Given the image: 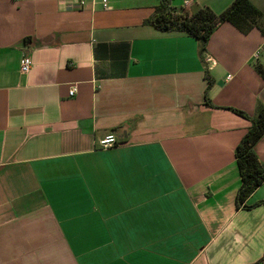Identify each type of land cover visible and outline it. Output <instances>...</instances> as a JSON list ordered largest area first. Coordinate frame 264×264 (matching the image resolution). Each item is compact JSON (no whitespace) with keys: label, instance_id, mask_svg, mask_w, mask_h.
<instances>
[{"label":"crops","instance_id":"obj_1","mask_svg":"<svg viewBox=\"0 0 264 264\" xmlns=\"http://www.w3.org/2000/svg\"><path fill=\"white\" fill-rule=\"evenodd\" d=\"M161 1L0 0V264H264V181L236 208L250 121L231 110L264 106V0L203 54L144 23Z\"/></svg>","mask_w":264,"mask_h":264},{"label":"trees","instance_id":"obj_2","mask_svg":"<svg viewBox=\"0 0 264 264\" xmlns=\"http://www.w3.org/2000/svg\"><path fill=\"white\" fill-rule=\"evenodd\" d=\"M261 12L250 0H233L223 11L214 13L208 7H199L193 12L186 8L176 9L170 0H162L153 13L144 21L145 24L164 32L185 33L198 40L199 52L203 54L206 44L215 29L224 22H229L240 31H248L256 23ZM264 75V69L257 66ZM210 86L209 76L206 74ZM205 104L214 107L208 99ZM233 112L247 118L250 125L235 147L234 156L240 175V186L236 193V208L245 207L246 201L264 181V163L254 151V145L264 134V106L258 105L254 117H249L240 110Z\"/></svg>","mask_w":264,"mask_h":264},{"label":"built area","instance_id":"obj_3","mask_svg":"<svg viewBox=\"0 0 264 264\" xmlns=\"http://www.w3.org/2000/svg\"><path fill=\"white\" fill-rule=\"evenodd\" d=\"M84 0H80V3H83ZM183 3L185 6H189L192 3V0H183ZM102 7L107 8V0H101ZM205 60L208 63V66L211 67L215 64V60L211 58L209 55H205ZM31 66V60L29 56L25 55L20 59L19 63V70L21 73H27L30 71ZM227 78H230V75L227 76ZM76 92V87L71 86L69 89V95L72 96ZM117 139L113 134H108L104 136L102 139L99 140L98 145L100 149H107L114 145H116Z\"/></svg>","mask_w":264,"mask_h":264}]
</instances>
